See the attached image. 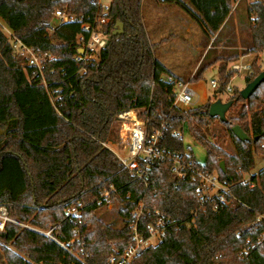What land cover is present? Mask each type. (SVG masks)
Masks as SVG:
<instances>
[{
	"label": "trees",
	"instance_id": "16d2710c",
	"mask_svg": "<svg viewBox=\"0 0 264 264\" xmlns=\"http://www.w3.org/2000/svg\"><path fill=\"white\" fill-rule=\"evenodd\" d=\"M156 1L183 7L207 40L213 38L196 79L220 62L224 90L235 73L233 62L264 51V0L240 5L235 14L232 0ZM142 2L112 0L104 28L108 44L83 73L74 59L81 23L55 24L53 16L58 7L87 15L91 0H0V18L14 35L54 54L39 73L16 54L0 26V205L9 203L17 221L0 230L8 264H109V255L131 242L129 224L140 203L158 208L172 223L130 264H264V220L256 221L264 215V167L249 174L256 156L264 157V82L247 99L235 89L227 99L235 100L228 120L218 118L221 127L213 140L207 138L202 131L212 119L211 101L186 110L164 98L175 95L167 76H177L156 56L160 42L149 36ZM118 22L123 32L112 35ZM252 69L246 84L262 71L256 62ZM131 109L148 116L151 127L164 125L163 146L184 151L176 130H187L202 144L207 154L201 165L230 186V202L217 210L213 199L202 205L197 183L176 178L169 160L153 163L144 180L135 178L108 145L119 137L116 115ZM235 125L250 140H240ZM223 136L231 139V150ZM105 194L122 218L119 226L101 212L109 204ZM72 207L80 209V222L67 215ZM153 220L147 216L141 224ZM33 227H55L61 240H76L75 251L84 243L85 252L79 258Z\"/></svg>",
	"mask_w": 264,
	"mask_h": 264
},
{
	"label": "built area",
	"instance_id": "2783aa9c",
	"mask_svg": "<svg viewBox=\"0 0 264 264\" xmlns=\"http://www.w3.org/2000/svg\"><path fill=\"white\" fill-rule=\"evenodd\" d=\"M94 4L89 8L88 14L71 15L67 13L65 8H56L53 16L55 24L68 22H80L82 32L77 37L78 51L74 55V59L78 63H82L81 72H86L88 64L97 61L100 56V51L107 46L109 34L105 31V26L110 22L108 15L112 0H91ZM0 26L4 28L6 34L16 54L24 58V62L36 68L39 73H43L46 66L54 60V54L48 51H37L33 47L28 46L20 38L16 37L13 31L0 18ZM231 68L235 71L234 77L240 72L245 71L248 74L253 72L252 63L242 61V58L233 62ZM232 79L226 85V90L232 91ZM167 80L174 83V96H164L165 100L172 102L174 106L187 108L192 105L193 99L197 94L196 88L192 84L175 79L172 76H167ZM43 83L48 87L46 79ZM211 86L221 87L219 79L211 80ZM118 124V134L120 143L122 144L123 153L115 152L121 161L122 165L130 171L137 179L144 180L153 163L169 160L171 162V171L178 179H190L198 185V198L203 205L206 200L213 199V208L219 209L220 206L228 204L230 199V186L220 179L217 172H211L202 167L192 153L177 151L161 144V138L164 136V125L161 127H151L149 117H140L136 109L121 112L116 115ZM174 133L178 137L184 139V132L176 130ZM191 150V149H190ZM249 179V176H246ZM105 199L112 205L109 194H105ZM100 201L99 204H102ZM9 203L0 205V230L6 228L8 222H16L9 210ZM67 215L76 218L77 222L81 221V212L77 207L68 208ZM193 215L196 214L194 210ZM134 219L129 224L131 228V242L123 250H116L109 255V264H130L137 256H139L148 246L152 245V239H157L158 242L167 234L172 218L161 213L158 208H147L144 203H140L135 211L132 212ZM147 216L154 217V220L141 224V219ZM264 220V215L257 217L256 221ZM31 227L30 225L25 224ZM38 229L36 227H33ZM55 227L42 230L38 229L45 235L49 236L70 253L81 258L80 254L85 252L84 243L80 251H75V239L61 240L53 230ZM148 232L146 237L144 232ZM77 232V230H75ZM79 241V240H78ZM84 261V260H83Z\"/></svg>",
	"mask_w": 264,
	"mask_h": 264
},
{
	"label": "rangeland",
	"instance_id": "374dc122",
	"mask_svg": "<svg viewBox=\"0 0 264 264\" xmlns=\"http://www.w3.org/2000/svg\"><path fill=\"white\" fill-rule=\"evenodd\" d=\"M253 0H232V7H233V14H235V9L240 5H245ZM142 14L143 19L145 23V27L148 30L149 36L152 40V42L156 43L158 42V36L162 34L163 36H167L171 33H176L177 37L175 40L170 42L167 45L164 46H158V44L155 46V53L156 55H160V53H164L166 57L173 62L174 67H180L182 71H185L182 75V79L186 80L187 83L192 84L194 88L198 91L195 95L192 105L190 107L184 108L186 110H189L191 108H196L207 101H214L218 97L217 88H213L211 86V80L214 78L219 79V73H218V67L220 62L216 63L215 65H211L207 68V70L201 74L200 78L196 79V76L198 74V68L200 66L199 64L195 67V70L190 68V62L187 60H191V58L201 57L199 55H202L203 52H207V50L211 47V43L213 42V39L207 40L205 37V34L201 28V26L198 24V22L193 19L189 13L179 5L176 4H170V3H164V2H157L156 0H143L142 2ZM173 18H183L188 22V30L187 32L181 28H175L173 26H170L167 21L173 19ZM119 26L118 23L116 25L115 30H118ZM5 34H8L7 31L3 28ZM203 41L204 44H209V48L202 51L198 50V43L200 41ZM181 48L180 49V55H177L175 48ZM221 47H219L220 49ZM182 57V58H181ZM242 57V56H241ZM202 61V60H201ZM243 61L246 62H256L257 66L261 68V70H264V51L259 52L257 54H248L247 57L243 59ZM184 63V65H183ZM196 63V62H195ZM193 65V67H194ZM186 70H189L188 73H186ZM248 75L247 72L242 71L240 72L236 77H234L231 81V84L233 86L232 91H228L224 89L221 93V96L224 100H227L235 91V89L241 90L246 85V76ZM180 75H178L179 77ZM210 123L204 128L202 131L204 136L207 138L213 140L212 134L215 130V128H220L221 123L218 118H212L210 119ZM0 133H2V130L0 129ZM221 142H223V145L231 150V139L227 137H222ZM184 147L188 153H192L194 157L200 162L204 163L206 160V149L203 147L202 144L195 141L190 133L185 130L184 131V139H183ZM110 148L114 152H120L123 153L122 144L120 143V138L118 137L116 141H110L108 143ZM191 149V150H190ZM264 167V157L263 156H256V164L255 167L251 170V173L254 174L259 172L261 168ZM249 174H246V176H249ZM102 213H105L106 220L113 223L114 225H121L122 218L120 217L117 207L115 204L107 205L106 207L101 209ZM152 244L158 243L157 239H152ZM4 251L2 249V245L0 244V264H8L6 262V258L4 257Z\"/></svg>",
	"mask_w": 264,
	"mask_h": 264
},
{
	"label": "water",
	"instance_id": "95a60500",
	"mask_svg": "<svg viewBox=\"0 0 264 264\" xmlns=\"http://www.w3.org/2000/svg\"><path fill=\"white\" fill-rule=\"evenodd\" d=\"M119 29L115 30L112 35H117L123 32L124 25L122 22H118ZM264 82V70L261 71L252 81L248 82L244 88L241 89L240 93L241 96L245 99L249 98L259 87V85ZM223 91V88L220 87L217 90L218 97L214 101L210 103L209 108V115L212 118H219L221 121L226 122L228 111L231 109V107L234 105L235 100H224L221 96V93ZM232 130L234 134L240 139V140H250V135L243 130V128L240 125H235L232 127ZM220 166L222 169H224V162L222 161L220 163Z\"/></svg>",
	"mask_w": 264,
	"mask_h": 264
},
{
	"label": "crops",
	"instance_id": "0c3cea01",
	"mask_svg": "<svg viewBox=\"0 0 264 264\" xmlns=\"http://www.w3.org/2000/svg\"><path fill=\"white\" fill-rule=\"evenodd\" d=\"M167 23L170 25V26H173V27H175V28H181V29H183V30H185L186 32H187V30L189 29L188 28V22L185 20V19H183V18H173V19H171V20H169V21H167ZM163 34V33H162ZM162 34H160L158 37V42H160L159 44H158V46H164V45H167V44H169L170 42H172L173 40H175V38L177 37V34L176 33H171V34H168L167 36H163ZM213 39V38H212ZM209 44H204L203 43V41L201 40L199 43H198V50L200 51V53L202 52V51H204V50H206V49H208L209 48ZM180 49L181 48H175V50H176V53H178L177 55H180ZM204 55H205V52H203V54L202 55H199V56H201V57H199V59H198V57H196V58H191V60H189V59H187L189 62H190V68H192L193 70L192 71H194L195 70V67L197 66V65H194V64H201V60H203V58H204ZM157 56V55H156ZM248 55H244V56H242L241 58H242V61H243V59L245 58V57H247ZM168 68H170L175 74H176V76H177V79L178 80H181V81H183V79L181 78L182 77V75L184 74V72L185 71H182L181 70V68L180 67H174L173 66V62L172 61H170L167 57H166V55H165V51H164V53H160V55H158L157 56ZM182 58V57H181ZM196 62V63H195ZM243 62H246V61H243ZM246 63H250V62H246ZM183 65H184V63H183ZM193 65H194V67H193ZM188 71L189 70H186V73H188ZM178 75H180L179 77H178ZM186 81V80H185Z\"/></svg>",
	"mask_w": 264,
	"mask_h": 264
}]
</instances>
